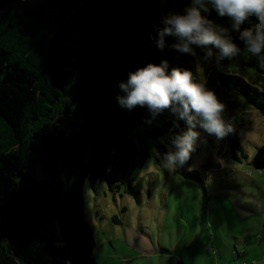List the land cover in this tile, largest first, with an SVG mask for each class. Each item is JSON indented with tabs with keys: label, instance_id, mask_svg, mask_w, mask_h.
<instances>
[{
	"label": "trees",
	"instance_id": "obj_1",
	"mask_svg": "<svg viewBox=\"0 0 264 264\" xmlns=\"http://www.w3.org/2000/svg\"><path fill=\"white\" fill-rule=\"evenodd\" d=\"M189 4L166 0L161 15L154 0H0V264H97L85 218V182L122 184L136 193L132 174L151 143L186 130L168 111L152 120L147 108H122L118 84L164 60L169 71L190 70L198 82L195 56L156 46L162 19L182 14ZM207 15L230 28L215 10ZM257 22L252 18L241 30ZM233 35L238 54L210 68L221 94L236 99L226 100L225 109L261 108L263 55L250 59ZM197 53L203 58L202 50ZM235 64L254 67L253 81L226 70ZM225 140L234 151L241 149L235 131ZM251 163L264 169V144ZM176 171L201 181L186 164Z\"/></svg>",
	"mask_w": 264,
	"mask_h": 264
},
{
	"label": "rangeland",
	"instance_id": "obj_2",
	"mask_svg": "<svg viewBox=\"0 0 264 264\" xmlns=\"http://www.w3.org/2000/svg\"><path fill=\"white\" fill-rule=\"evenodd\" d=\"M154 5L163 15L166 0H154ZM195 57L198 83L214 90L228 107L225 101L235 98L221 94L210 69L217 67L214 58ZM226 70L249 82L255 77L251 66L241 70L235 64ZM229 107L224 118L238 134L241 149L234 151L225 139L217 141L197 126L198 150L186 168L201 181L163 166L164 153L171 149L173 133H168L151 143L143 165L133 172L136 193L122 184L110 188L100 180L85 182V218L93 230L97 264H264V238L241 241L247 233H262L264 224V169L251 163L256 147L264 144V104ZM50 216L58 234L54 213ZM233 246L235 253H246L236 258Z\"/></svg>",
	"mask_w": 264,
	"mask_h": 264
},
{
	"label": "clouds",
	"instance_id": "obj_3",
	"mask_svg": "<svg viewBox=\"0 0 264 264\" xmlns=\"http://www.w3.org/2000/svg\"><path fill=\"white\" fill-rule=\"evenodd\" d=\"M210 9L215 10L218 17L228 18L230 28L209 18ZM252 18L258 22L241 30V26ZM161 23L163 26L157 29L156 39L160 50L168 46L195 56V49H200L203 59L210 61L214 58L217 68L239 52L233 34L248 53L255 56L264 53V0H190L182 14L169 13ZM168 36L175 42L167 45L165 37ZM168 69V62L164 60L130 72L128 79L118 84L124 95L117 96V102L128 110L137 106L147 108L152 120L168 111L176 121L184 122L186 130L171 135V149L163 156V166L175 169L191 159L200 137L197 126L217 141L232 133L233 127L224 118L226 106L214 90L196 82L190 70ZM175 126L179 127L178 124Z\"/></svg>",
	"mask_w": 264,
	"mask_h": 264
},
{
	"label": "crops",
	"instance_id": "obj_4",
	"mask_svg": "<svg viewBox=\"0 0 264 264\" xmlns=\"http://www.w3.org/2000/svg\"><path fill=\"white\" fill-rule=\"evenodd\" d=\"M256 236L258 237V241H261L264 238L263 232L262 233L260 232V233H257V234L247 233L246 235L243 236L241 241H243L244 243H251L253 241L254 237H256ZM234 250H235V247L233 248V252H234ZM241 252L242 253H238V254L234 252L235 255H236V258H240L241 256H243L246 253V250L244 249ZM230 254H233V253H231V251H230ZM227 258H228V256H227ZM179 263L182 264V262H180V261L177 262V264H179ZM216 264H224V263H221L220 261H217ZM225 264H237V263L231 260L230 262L228 261V263H225Z\"/></svg>",
	"mask_w": 264,
	"mask_h": 264
},
{
	"label": "built area",
	"instance_id": "obj_5",
	"mask_svg": "<svg viewBox=\"0 0 264 264\" xmlns=\"http://www.w3.org/2000/svg\"><path fill=\"white\" fill-rule=\"evenodd\" d=\"M253 264H256L255 262H253Z\"/></svg>",
	"mask_w": 264,
	"mask_h": 264
}]
</instances>
